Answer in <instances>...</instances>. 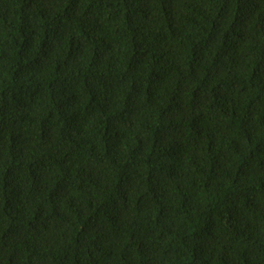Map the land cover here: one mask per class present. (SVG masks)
<instances>
[{
	"label": "trees",
	"instance_id": "obj_1",
	"mask_svg": "<svg viewBox=\"0 0 264 264\" xmlns=\"http://www.w3.org/2000/svg\"><path fill=\"white\" fill-rule=\"evenodd\" d=\"M0 264H264V0H0Z\"/></svg>",
	"mask_w": 264,
	"mask_h": 264
}]
</instances>
